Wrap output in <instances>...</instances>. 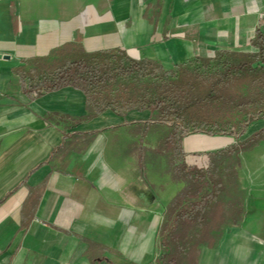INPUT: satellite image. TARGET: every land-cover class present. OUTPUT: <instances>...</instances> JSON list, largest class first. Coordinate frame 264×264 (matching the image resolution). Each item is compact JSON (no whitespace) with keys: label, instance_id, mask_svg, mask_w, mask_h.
<instances>
[{"label":"crops","instance_id":"obj_1","mask_svg":"<svg viewBox=\"0 0 264 264\" xmlns=\"http://www.w3.org/2000/svg\"><path fill=\"white\" fill-rule=\"evenodd\" d=\"M258 28L264 0H0V264H92V254L102 261L95 264H154L170 202L165 183L183 187L166 167L138 175L132 132L149 112L106 111L86 121L80 91L30 100L13 68L78 38L87 52L119 48L170 70L195 55L254 52ZM262 128L256 122L245 136ZM233 143L187 135L185 161L200 167L206 153ZM120 144L126 151L117 152ZM154 157L144 163L154 168ZM238 175L244 221L227 228L216 249L202 247L198 264H264V142L241 155Z\"/></svg>","mask_w":264,"mask_h":264},{"label":"trees","instance_id":"obj_2","mask_svg":"<svg viewBox=\"0 0 264 264\" xmlns=\"http://www.w3.org/2000/svg\"><path fill=\"white\" fill-rule=\"evenodd\" d=\"M249 44L254 52L195 55L165 70L157 61L133 59L119 48L87 52L76 38L12 69L30 100L71 87L85 98L83 120L106 111L118 117L147 111L149 120L135 124L132 135L144 139L150 130L166 128L153 153L165 159L171 179L183 187L165 208L154 264H198L202 247L216 249L224 230L244 221L241 155L264 142V128L245 136L251 125L264 121L261 28ZM190 134L231 137L234 143L206 153L207 160L197 167L185 161L183 139ZM145 154L140 145L142 164ZM94 245L89 243L90 250ZM89 257L92 264L102 262Z\"/></svg>","mask_w":264,"mask_h":264},{"label":"rangeland","instance_id":"obj_3","mask_svg":"<svg viewBox=\"0 0 264 264\" xmlns=\"http://www.w3.org/2000/svg\"><path fill=\"white\" fill-rule=\"evenodd\" d=\"M166 128H159L156 127L152 130H150V132L148 133V136L144 139H140L139 137L134 136L133 138L136 139V141H138L139 146L141 145L145 150H146V154H145V159H149V158H153L154 156L152 155L151 151H148L151 147H157L158 142L160 141V139L163 136V133H165ZM119 139V138H118ZM119 142V140H117ZM117 142V143H118ZM117 146V145H116ZM126 148H124V145L120 144V146H118L116 148L117 152H121V151H126ZM153 156V157H152ZM159 156H155L154 158L158 159ZM155 160L154 162V168L151 167V165H146V163H140L137 165L138 167V175L139 177H143L144 175L147 177L148 175L152 174V172H156V174H162L163 171H165V165H166V161L162 160V158H159L158 160ZM148 174V175H147ZM165 193H167L166 195L169 194L170 198L169 200H172V197L176 194L177 190H176V186L171 185V188L169 187V185L167 183H165ZM175 190V191H174ZM227 229L224 230L223 234L226 232ZM219 245V244H218ZM218 247V246H217ZM216 247V248H217ZM202 249V248H201Z\"/></svg>","mask_w":264,"mask_h":264},{"label":"built area","instance_id":"obj_4","mask_svg":"<svg viewBox=\"0 0 264 264\" xmlns=\"http://www.w3.org/2000/svg\"><path fill=\"white\" fill-rule=\"evenodd\" d=\"M205 167H206V165H205Z\"/></svg>","mask_w":264,"mask_h":264}]
</instances>
